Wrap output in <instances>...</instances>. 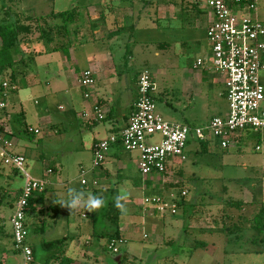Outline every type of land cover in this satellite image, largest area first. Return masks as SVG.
Masks as SVG:
<instances>
[{
	"label": "rangeland",
	"instance_id": "obj_1",
	"mask_svg": "<svg viewBox=\"0 0 264 264\" xmlns=\"http://www.w3.org/2000/svg\"><path fill=\"white\" fill-rule=\"evenodd\" d=\"M119 1L9 0L5 2L0 0V9L5 4L12 12H19L23 16L29 15L33 19H39L53 12L76 8L78 18L75 23L70 25L71 34L68 40L73 45L77 38L75 32L78 29L82 32L80 34L87 38L96 34L103 36L104 33L102 34L101 30L104 31V27L109 26L108 15L110 12H120L115 10L113 6L116 2L121 4L124 2V5L128 2L129 6L132 4V10L129 12H141L143 14L159 12L160 4L169 1L175 5V12H186L185 9L191 8L192 3H197L196 0ZM197 1L199 2L197 4L207 6L206 0ZM88 12H96L97 16H90ZM257 13L264 22V0H258ZM1 17L2 12H0V20ZM145 20L143 16L142 21ZM116 29H120V27L117 26ZM108 44L111 46L110 43ZM53 46L55 44L46 46L42 42L29 41L28 48L22 46L23 61L14 66L12 70L15 71L16 79L19 81L15 80L13 85L10 82L9 87H15L16 90H9L8 101L16 108L18 106L23 108L22 116L17 117L21 112L20 107L15 112L18 115L12 114L16 117V124H18L14 132L16 144L12 150L26 157V169L33 177L57 179L61 185L60 199L64 198V193L72 187L88 194L101 196L106 203L111 197L120 195L122 196L121 203H125L126 209L134 213L133 216L137 220L133 221L132 224L131 222L125 224L120 240H116L119 251L113 253L108 248L106 236L108 233L114 232L115 227L106 219L97 217L96 234L103 233V238L100 239L101 244L98 241L94 242L92 237L89 243L85 244V236H81L80 243L89 246L90 250H85L86 247L83 246H80L78 250L75 248L74 253L71 254L72 257L81 251L84 255H79L75 258L79 261H73L72 264H115V258L118 256L121 264H264V243L257 244L260 249L258 252L251 251L254 249L249 240L252 237V232L247 229L251 217L258 211L259 205L256 204L251 208L245 207L243 210L242 208L227 207L229 204H226L233 200L245 201L244 199H250L246 191L251 186L259 187L264 184V134L254 133L250 129L243 130L237 134L243 136L239 149L230 148L228 150L222 149L216 143V139L209 136V141L201 153L187 151V160L182 163L180 170L171 169L167 174L168 179L165 182H159L158 185L162 188L161 191L165 200L170 199L169 196L172 191L177 201L182 202V204L178 205L174 215L167 212L161 217L154 214L148 217L147 213H142V199L146 196H154L158 192L152 187H145V184L142 183V177L135 165L137 154L125 151L119 145L116 146L120 149L122 159L127 154H131L132 160V162H127L129 164L128 170L122 171L120 175L115 172V165L111 157L104 159L100 166L92 168L89 144L92 137H99L97 130L93 129L94 134L91 135L88 128L82 127L77 119L70 117L64 120L63 117L70 114L69 110L64 112L57 109L58 104L65 108L68 107L63 101V94L55 93L56 91L48 94V85L53 79L50 70L57 67L54 60L61 52L50 49ZM46 47L49 48V51L30 56L29 51L31 49L43 50ZM155 48L150 44L136 55L135 53L130 55V49L118 45L110 49L115 55L119 75L125 73L124 71L129 68H131V75L140 73L145 69L149 72L154 86L152 96L155 110L165 120L190 126L207 125L209 121L207 113L210 110L207 106H201L200 101L190 103V99L183 94L180 70L177 66L170 67L171 65L166 63L167 57L175 59L173 53L179 52V48L177 47L176 51L174 49H171L172 51H167V49L159 51V56H154L152 53ZM184 52L194 60L201 55L196 49L184 50ZM21 53L17 54L16 57L20 58ZM176 56L179 55L176 54ZM161 69L164 72H161ZM10 73L11 70L8 69L0 74V82L5 79L9 84ZM27 76L31 78V81H35L32 86L28 85L30 81L27 80ZM46 77H48V81H46ZM127 80L128 76L124 75L121 82L116 83V85L119 88L120 84L124 87V84H128ZM261 82L264 86V76H262ZM41 88L44 89V94L47 93L49 96L47 99L50 122L46 121V118H42L44 117V115L42 116L44 106L43 98L40 95ZM106 90L108 95H111V102L127 99L125 97L129 91L122 88L120 96L121 94L125 96L119 98L117 97L118 90L114 91L111 86L106 87ZM226 103L227 99L223 98L222 105L226 106ZM262 106H264V100ZM183 115L187 119H184ZM100 124H105L106 128L108 127V135L109 132H113L111 130L113 125L110 120L105 119ZM119 124L120 122L115 126L118 127ZM29 127L38 129V133H29L27 130ZM153 141L157 142L158 137L154 138ZM257 145L260 146V150H255ZM187 150L189 149L187 148ZM48 168L54 169L50 175L46 174ZM81 168L84 169V177L88 180L85 186L80 184ZM103 170L112 172L111 176L108 178L104 175L102 177L95 176ZM194 176L198 179H195ZM94 178L99 181L96 188H93L92 185ZM21 185V176L12 174L11 167L0 162V186L17 190L20 189ZM173 186L176 188L170 191L169 189ZM182 188L187 190L184 196L180 195ZM113 190L115 193L112 195ZM50 192V190L47 191V197L51 195ZM0 193H2L1 189ZM11 197H13V192L9 193V198ZM248 202L250 201L248 200ZM245 204L247 205V203ZM99 211L100 209L95 212L98 214ZM11 213L12 208L9 202L4 200L0 204V264H20L21 261L19 254L12 251V241L9 236L2 234V232L8 234L11 231L9 222ZM82 214L86 217H82ZM91 214L92 212H88L86 209H80L71 215L76 218L77 223L84 225L88 224ZM128 217L129 215H125L123 221L125 222ZM51 221L50 217L44 221V230H46L43 235L35 234V224L31 221L27 222L28 240L31 246H34L36 253L35 264H43L47 256V252L40 248L38 240L50 239V234L53 233L48 230V225ZM59 221L61 220L58 219L57 222ZM233 222L239 223L242 228V234L239 237V232L229 235L221 230L223 227L231 226Z\"/></svg>",
	"mask_w": 264,
	"mask_h": 264
},
{
	"label": "crops",
	"instance_id": "obj_2",
	"mask_svg": "<svg viewBox=\"0 0 264 264\" xmlns=\"http://www.w3.org/2000/svg\"><path fill=\"white\" fill-rule=\"evenodd\" d=\"M118 2L120 1L118 0ZM196 2L199 3L197 0ZM197 3H192V9H185L186 12H175V5L172 3V1H169L164 4H160V6L158 7L159 12H154L153 14L146 12V14H143L141 12H129V10H132V4H130L129 6L128 2L125 3L126 5H124V2H122V4L116 2V4H113V6L115 7V10H119L120 12H110V14L108 15L109 26L104 27V31L101 30V33H104L103 36L96 34L95 36H90L87 38L84 35H81L80 33L82 32L78 29L77 32H75L77 33V38L73 45L69 47L66 53H63L62 51L60 52V54L58 53V57L56 58V60H54L57 63V67L55 69L53 67L50 70L51 74L53 75V79L48 85L47 92H49L48 94H50L56 91L55 93L59 92L63 94V101L66 102L68 107L65 108L61 104H58L57 109L64 112L69 110L68 112L70 114L67 115V117H63L64 120H67L70 117L77 119L82 127L85 126L86 128H88V131H90L91 135L94 134L93 129L97 130V134L99 135V137H92V139H90L89 147L91 150V159L92 147L94 143L101 139L107 138L112 134L120 133V131L126 126L128 119L134 110V103L137 97L136 84L137 76L139 73L131 75V68L125 70V73H122L123 76H128V84H124V87L120 84L121 89L125 88L126 90H129L127 92V97H125L127 99H123V101L119 99L115 100V102H111V95H108V92L106 90V87L111 86L114 91H119L117 97L122 98V96H125L122 94L120 96V91L122 90L119 88V86L116 85V83L121 82L123 77L122 75H119V71L117 72L115 55L112 53V49L117 47V45L119 47H124L125 49H130V55H132L133 53H135L136 55L139 51L145 50L147 46L151 44L156 47L152 53L154 56H159V51H165L166 49L167 51H172L171 49H174L176 51V48L178 47L179 52H172L175 59L173 57H167L166 59L168 60L166 61V63L170 64V67L177 66L180 70L182 76L181 85L184 89V96L190 99V103L200 101L201 106H207L210 110L207 113V118L209 120L213 116H225L228 113V101L226 103V106L222 105L223 98L226 99V89L224 83L225 77L222 73L215 71L212 68L211 48L206 37V29L211 22L212 15L207 6H201ZM88 14L93 17L97 16L96 12H88ZM143 16L146 19L144 22L142 21ZM117 26H119L120 29H116ZM108 43H110L111 46H109ZM158 43H166V45H156ZM95 44H97V46H95ZM190 49H196V51L200 52L201 55L198 56L195 60L189 58L184 50L187 51ZM176 54H178L179 56H176ZM16 59L18 58H15V60ZM198 59H202V62L197 65ZM45 64H47V62H45ZM87 68L91 69L94 72L95 77V84L89 90V98H85L83 96L84 88H82L78 82L79 74ZM160 71L164 72L162 69ZM263 74L264 70H262L260 74V79H262V76H264ZM28 77L29 76L26 77L27 80L30 81L28 85L32 86L35 81H31V78ZM27 80L25 79L26 82ZM1 81L6 82L5 79ZM46 81H48V77H46ZM2 82H0V84H2ZM13 84L14 83H11V85ZM9 86L10 80L8 88L3 90L0 86V90L2 89V92L5 91V100L7 103L5 111L0 115V126L3 134L16 144V137L14 132L17 129L18 124H16V117H14L12 114H15V116L18 115L15 112L20 106L16 108L8 101V96L10 93L9 90H16L15 87L10 88ZM43 90V88L40 89V95L43 98L44 106V109H42V116L44 115V117L42 118H46L45 120L50 122L51 120L48 117L49 108L47 99L49 96L47 93L44 94ZM94 104H98L101 108L104 115L103 119H94V114L91 111V108ZM22 114L23 108H21V112L17 117L22 116ZM183 118L187 119L186 117H184V115ZM105 119L110 120L111 124L113 125V129H111L113 130V132H109V135L108 127L106 128L105 124H100ZM119 122V126L116 127L115 125ZM253 132L259 133L255 131ZM242 137L243 136H241L240 134L236 135L235 140L231 143V146L226 148L225 150H228L230 148L239 149V144L242 142ZM194 140V138L188 140V143L186 145V152L193 151L195 153H200L201 149H204L203 147L207 145L204 144L203 146V144L198 141L197 143L196 140ZM216 143L218 144V142ZM119 146L121 147V145ZM258 147V150H260V146ZM187 148L189 150H187ZM120 154V149L117 148L116 145H113L109 148L105 156V159L107 157H111L115 165V172L118 173V175H120L122 171L128 170L129 164L127 162H132L131 154H127L126 157H123L124 159L120 157ZM135 162L137 168V155ZM182 163L183 162L179 164H172L170 167H168V173L170 172L172 166H174V168L175 166H177L176 169L180 170ZM48 170H50V172H48ZM82 170L84 169L81 168L80 170V180L85 175H81ZM53 172L54 169L51 168H48L46 170V174L49 175ZM111 173L103 170L95 176L102 177V175H104L106 178H108L109 176H111ZM42 178H45L48 181V185L43 196V202L40 203L36 208H34L33 212L26 217V222L31 221L33 224H35V234L43 235L46 230H44V221L50 217V220L52 221L48 225V230H50V233L53 234H50V239L45 240H52L65 236L70 237L71 239L66 246V255L71 257L75 262L77 260L75 258H77L79 255H84V253L82 254L83 251H81L80 253H76L75 257H72L71 254L74 253L73 251L75 250V248L78 250L80 249V246H83L86 247L85 250L89 251L90 247L83 244H88L91 237L94 242L98 241V243L101 244L100 239L103 238V233L99 232L98 234H96L97 230L95 225L97 221L96 218H101L102 208L100 209L98 214L95 211L92 212L91 219L89 220L88 224L81 225L79 222L77 223V221L75 220L76 218L71 215L67 208L63 207L61 210V206L54 202L60 199L59 194L61 193V185H59L57 179L50 177ZM158 178L159 177L155 175L153 176V179H142V183L145 184V187L147 188L152 187L153 189H156L158 192L156 195H160L163 197L161 191L162 188L158 185L159 182H165L166 179H168V176L165 175L161 181H159L160 178ZM86 181L88 182L87 179ZM96 181L97 180L95 178L92 181V185L94 186L93 188L98 187L99 181ZM87 182L86 184H81L80 182V184L85 186L87 185ZM174 188L176 187H171L169 190H174ZM18 190L20 189L18 188ZM48 190L51 191V195L49 197H47ZM181 190L186 189L182 188ZM246 192L247 195H249L250 199H244L247 205L245 204L242 207L243 210H245V207L251 208L256 206V204L257 206L259 205V208L261 205H264V184L259 187L251 186ZM114 193L115 192L113 190L112 195ZM171 193L173 192L171 191ZM116 196L117 195H115V197ZM115 197H111L110 199L114 200ZM248 200L250 202H248ZM54 204L58 205L56 214L52 212V209L50 207ZM49 210H51V214H54V216H51L49 214ZM142 213H147L148 217L153 214L158 215L156 212H150V210L146 209H143ZM142 213L140 212V215H142ZM133 214L134 213H131L127 209V212L125 214L120 215V236L122 235V231L125 228L126 223L129 224L131 222L132 224L133 221H137L134 218ZM125 215H129V217L125 219L124 222L123 220L125 218ZM82 217L86 216L82 214ZM58 219H60L61 221L57 222ZM81 236H85V242L83 244L79 241ZM42 240H44V238L38 240L39 244Z\"/></svg>",
	"mask_w": 264,
	"mask_h": 264
},
{
	"label": "built area",
	"instance_id": "obj_3",
	"mask_svg": "<svg viewBox=\"0 0 264 264\" xmlns=\"http://www.w3.org/2000/svg\"><path fill=\"white\" fill-rule=\"evenodd\" d=\"M212 18L206 29V37L211 48L212 68L225 77V95L229 110L225 116H213L206 126H190L165 120L156 110L152 96L154 86L149 72L145 69L137 77V97L134 110L126 126L119 133L123 150L137 153V170L143 180L157 175L164 178L168 167L184 162L188 140L202 141L212 136L218 145L226 149L231 146L238 133L250 129L264 134V86L260 74L264 70V22L258 16V0H206ZM202 59L197 60V65ZM84 88L83 96L89 98L90 88L95 84L94 72L84 69L78 78ZM2 89L8 88L2 82ZM0 90V112L7 107L5 91ZM95 120L104 118L98 104L91 108ZM28 132L38 133L29 127ZM205 131L207 133H205ZM158 141L154 142V138ZM112 134L93 144L92 168L100 166L111 146L116 142ZM15 143L7 138L0 126V162L14 168L22 178L20 193L14 202L9 222L11 225L12 251L20 256V264H33L34 257L28 241L26 225L29 198L44 190L48 181L33 177L26 169V157L12 150ZM259 147L256 146V150ZM50 172V170H48ZM85 171H81L83 176ZM158 178V179H159ZM81 184L86 179L81 178ZM181 190L180 195H186ZM165 200L160 195L146 196L142 199L143 209L174 215L177 203L174 193ZM116 240L108 243V248L117 253Z\"/></svg>",
	"mask_w": 264,
	"mask_h": 264
},
{
	"label": "trees",
	"instance_id": "obj_4",
	"mask_svg": "<svg viewBox=\"0 0 264 264\" xmlns=\"http://www.w3.org/2000/svg\"><path fill=\"white\" fill-rule=\"evenodd\" d=\"M4 1L7 2L9 0H4ZM0 12H2V17L0 20L1 21L0 22V74L10 69L11 73L9 80L11 83H15L16 80L15 71H12L14 66H17L20 62L23 61L24 58V53H21L23 51L22 46L28 48L29 41L42 42L46 46L55 44V46H53L50 49L60 50L63 51L64 53H66L69 47L72 45V43L69 42L68 40L71 34L70 25L75 23V21L78 18V11L76 10V8H71L69 10L60 11V12H53L48 16L39 19H33L29 15L23 16L19 12H12L8 8V6L6 7L5 4L1 6ZM158 45L159 46L166 45V43H158ZM45 51H49V48L46 47L43 50L31 49L29 52H30V56H33L35 54H40L41 52H45ZM20 53L22 54L21 57L15 60V58H17L16 55ZM5 109L0 112V115L2 114V112L5 111ZM114 135H116L117 137V140L114 143V145L116 146L120 145L119 133H116ZM196 141L200 142L204 146V144L208 143L209 140L208 137H206L202 141L199 140ZM202 151L203 149H201L200 153ZM177 163L179 164L181 162H177ZM176 167L177 166H175V168ZM171 169H174V166H172ZM11 171L12 174L14 175L18 174V172L12 167H11ZM166 171H167L166 173H163L164 176L167 175L168 169ZM194 178L198 179V177H194ZM159 181H161V179H159ZM0 189L2 190V193H0V204L4 200H6L9 202L11 208H13L14 202L17 199L20 190L18 189L15 190L10 188L6 189L4 188V186H0ZM45 191L46 188L42 191L35 192L29 198L28 200L29 207L27 211V216L33 212L34 208H36L40 203L43 202V196ZM10 192H13V197L11 198H9ZM176 203H177V207L178 205L182 204V202H179L177 200ZM245 203L246 202L243 200H236V201L233 200L226 204H229L227 207H236L241 209L245 205ZM50 207L52 209V212L56 214L58 210V205L54 204ZM49 214L51 216H54V214H51V212ZM120 215H121L120 211L114 206V200L108 199L106 205L102 207L101 218L106 219L108 222H110L115 227V231L107 234L106 236L107 243H109L112 239L120 238V231H119ZM241 229L242 228L241 226H239V223L236 224L235 222H233L231 226L223 227L221 230L223 232L228 233L229 235L239 232L240 233L238 235L239 237L242 234ZM247 229L252 232L251 233L252 237L249 238V240L253 244L254 249L251 251L258 252L260 249L257 244L260 243L261 245L262 243H264V206L263 205H261L259 210L251 217ZM3 233L9 236V238H11V233L7 234V232L6 233L2 232V234ZM70 239H71L70 237L65 236L52 240H42L39 246L41 249L47 252V256L43 261V264H72L74 260L66 255V246L70 241ZM31 248L34 257L33 264H35L36 253L34 246H31ZM115 264H121V260L119 259L118 261H116Z\"/></svg>",
	"mask_w": 264,
	"mask_h": 264
},
{
	"label": "clouds",
	"instance_id": "obj_5",
	"mask_svg": "<svg viewBox=\"0 0 264 264\" xmlns=\"http://www.w3.org/2000/svg\"><path fill=\"white\" fill-rule=\"evenodd\" d=\"M122 196L117 195L114 199V206L120 211L121 214H125L127 209L123 203H121ZM61 207L67 208L72 214L80 209H86L88 212H94L105 206V199L101 196L85 193L82 190H78L75 187L68 188L65 193V197L54 201Z\"/></svg>",
	"mask_w": 264,
	"mask_h": 264
},
{
	"label": "water",
	"instance_id": "obj_6",
	"mask_svg": "<svg viewBox=\"0 0 264 264\" xmlns=\"http://www.w3.org/2000/svg\"><path fill=\"white\" fill-rule=\"evenodd\" d=\"M205 133H207V132L205 131ZM119 259H120V257L118 256L115 258V261H118Z\"/></svg>",
	"mask_w": 264,
	"mask_h": 264
},
{
	"label": "flooded vegetation",
	"instance_id": "obj_7",
	"mask_svg": "<svg viewBox=\"0 0 264 264\" xmlns=\"http://www.w3.org/2000/svg\"><path fill=\"white\" fill-rule=\"evenodd\" d=\"M10 240H11V238H10Z\"/></svg>",
	"mask_w": 264,
	"mask_h": 264
}]
</instances>
